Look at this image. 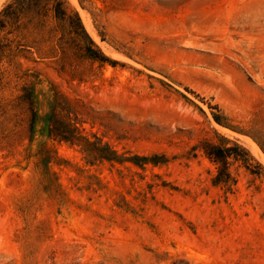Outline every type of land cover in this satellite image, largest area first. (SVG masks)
<instances>
[{"label": "rangeland", "instance_id": "obj_1", "mask_svg": "<svg viewBox=\"0 0 264 264\" xmlns=\"http://www.w3.org/2000/svg\"><path fill=\"white\" fill-rule=\"evenodd\" d=\"M25 4L0 18V264H264V0Z\"/></svg>", "mask_w": 264, "mask_h": 264}, {"label": "trees", "instance_id": "obj_2", "mask_svg": "<svg viewBox=\"0 0 264 264\" xmlns=\"http://www.w3.org/2000/svg\"><path fill=\"white\" fill-rule=\"evenodd\" d=\"M31 1V0H14L12 1L3 11L0 12V18H10V17H22L28 15L30 12L29 7L30 5H27L26 7V2ZM55 1V7L59 8L58 6L60 5L59 2L60 0H53ZM58 9L55 10L57 12ZM59 13V12H58ZM216 121L221 124V122L216 118ZM220 151L222 154L223 151L220 150V148H214ZM211 155V154H210ZM227 156H224V159H226ZM216 159V158H215ZM217 161V159H216Z\"/></svg>", "mask_w": 264, "mask_h": 264}]
</instances>
